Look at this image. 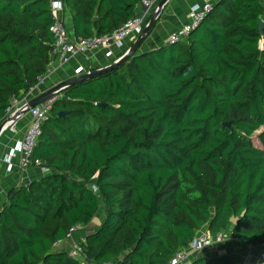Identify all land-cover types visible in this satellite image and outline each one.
<instances>
[{
	"label": "trees",
	"instance_id": "trees-1",
	"mask_svg": "<svg viewBox=\"0 0 264 264\" xmlns=\"http://www.w3.org/2000/svg\"><path fill=\"white\" fill-rule=\"evenodd\" d=\"M142 1L61 0L77 41L111 35ZM211 6L185 41L57 95L33 155L50 172L9 193L0 264H83L55 245L91 225L102 203L86 264H169L205 227L264 246V4ZM56 21L52 0H0V126L54 61Z\"/></svg>",
	"mask_w": 264,
	"mask_h": 264
},
{
	"label": "built area",
	"instance_id": "built-area-1",
	"mask_svg": "<svg viewBox=\"0 0 264 264\" xmlns=\"http://www.w3.org/2000/svg\"><path fill=\"white\" fill-rule=\"evenodd\" d=\"M161 0H143L139 9L143 10L142 16L133 18L132 20L125 23L121 28L116 30L114 33L104 37L95 36L90 39L75 40L71 37L68 32L67 25L64 20L57 19L51 32L55 35V43L53 45L52 56L54 61L49 67L46 76L40 79V84L43 83L46 77L52 74V68L55 62H60L62 65H67L71 60L79 57H86L89 53L98 52L102 48H108L114 46L115 48L121 50L125 46L126 41L136 40L145 27L148 25L151 16ZM53 10L55 14L63 13V3L61 1L56 2L52 0ZM264 4V0H263ZM212 11L211 4L195 5L190 9L188 23L182 26L178 31L170 35L166 45L179 44L185 41L190 34L199 27L208 17L209 13ZM135 42V41H134ZM124 55V54H123ZM121 55V57L123 56ZM111 57L112 54L107 55ZM119 57L117 60H119ZM116 60V61H117ZM115 61V62H116ZM96 69L92 68L90 65L87 68H79L75 76H80L85 73H90ZM36 89V88H35ZM33 89L30 94L35 90ZM29 94V95H30ZM27 99V98H26ZM19 101L14 99L11 103V108L8 110V116H15L22 108L27 109L28 101ZM56 101V98L47 101L46 103L29 110V115L31 116V122L22 138L19 141L14 150L11 151L10 155L6 159L7 165L11 168L12 159L15 155L19 154L21 156V169L26 170L31 167H37L42 170L43 173H49L48 168H44L43 163L39 160L34 161L33 155L35 149L37 148L38 141L41 135L42 126L50 116L52 107ZM9 129L15 131L16 122L9 124ZM95 192L97 189L93 187ZM81 228L73 229L66 240H73V245L68 252L70 258L77 259L83 264H86L85 253L83 248L84 239L74 240V235L81 232ZM226 236L223 234H218L213 236L207 229L203 230L187 248L179 250L176 255L172 258L169 264H190L194 259L201 256L203 252L210 249L216 243L223 242ZM63 242V241H62ZM59 242L55 245L59 248L61 243ZM252 248V247H251ZM253 250H259L260 256L255 257ZM264 261V246L261 249L254 248L250 250L244 259L242 264H263Z\"/></svg>",
	"mask_w": 264,
	"mask_h": 264
},
{
	"label": "crops",
	"instance_id": "crops-1",
	"mask_svg": "<svg viewBox=\"0 0 264 264\" xmlns=\"http://www.w3.org/2000/svg\"><path fill=\"white\" fill-rule=\"evenodd\" d=\"M59 2L61 0H54ZM218 0H171L166 10L164 11L161 20L157 27L151 33L149 39L143 44L142 52L157 49L166 42L170 35L178 31L182 26L188 23V17L190 9L195 5L204 4H214ZM143 10L139 9V16H142ZM57 19H62L65 21L67 27L73 34V24L72 18L68 13H58ZM135 41V40H134ZM134 41L128 40L125 43L123 49L119 50L114 46L108 48H102L98 52L89 53L86 57H79L71 60L67 65H62L60 62H55L52 68V74L45 78L43 83H41L28 97L27 101L37 98L41 94L47 92L59 83L75 76L76 71L79 68H87L90 65L94 69H99L113 64L121 55L128 51ZM111 53L112 56L107 55ZM31 122V116L25 115L16 121V129L12 131L5 129V131L0 135V211L7 203L8 195L13 189H17L23 186H28L29 184L38 181L46 177V173H43L40 168L31 167L29 169H21V156L19 154L15 155L11 162V168L6 163L7 157L10 155L11 151L17 146L20 140H22L29 124ZM105 212V210H104ZM207 227H205V230ZM96 229L91 225L85 228H81L79 233L74 235V240L84 239V237ZM226 239L223 242L216 243L210 249H207L202 257H214L220 256L221 254H231L236 257L237 264H242L244 262L246 254L253 249V247H246L242 243L232 239ZM73 245V240H65L61 243L59 249L66 251L67 253ZM255 257L260 256L259 250H253ZM191 264V263H190Z\"/></svg>",
	"mask_w": 264,
	"mask_h": 264
},
{
	"label": "water",
	"instance_id": "water-1",
	"mask_svg": "<svg viewBox=\"0 0 264 264\" xmlns=\"http://www.w3.org/2000/svg\"><path fill=\"white\" fill-rule=\"evenodd\" d=\"M170 2H171V0H161L160 1V3L158 4L157 8L155 9V11L153 12V14L151 16V19H150L148 25L145 27V29L143 30L141 35L131 45V47L128 49V51L125 52L124 55L119 60H117L116 62H114L111 65L96 69L90 73H85V74H82L80 76L71 77V78L59 83L58 85L54 86L53 88H51L47 92L41 94L37 98L31 100L28 103L27 109L22 108L18 113H16L15 116L11 115L6 119V121L0 126V135L5 131V129H7L9 127L10 123H14V122L18 121V119L21 118L22 116L29 114V110L34 109L35 107H38V106L46 103L47 101H50V100L56 98L57 95L60 94L65 89L72 87V86H75V85H78V84H81V83L86 82L88 80L94 79L96 77H99V76H101V75H103L109 71H112V70L122 66L126 61H128L132 56L136 55L142 49L143 44L149 39L152 31L159 24L161 17H162L164 11L166 10V8ZM259 30H260V34L262 35L263 31H264V21L263 20L259 21ZM66 115H67L66 112H61L58 114V116L60 118H63Z\"/></svg>",
	"mask_w": 264,
	"mask_h": 264
},
{
	"label": "rangeland",
	"instance_id": "rangeland-1",
	"mask_svg": "<svg viewBox=\"0 0 264 264\" xmlns=\"http://www.w3.org/2000/svg\"><path fill=\"white\" fill-rule=\"evenodd\" d=\"M57 15V14H56ZM139 52H142V49L139 51ZM29 115V114H28ZM263 130L261 129L259 132H257L254 136H253V141L255 143V145L257 147H260V144H259V141H258V135L262 132ZM105 210V207H104V204L102 203L101 204V208L99 210V213L97 214V216L95 217V219L93 220V226L94 228L97 230L101 224L104 222L105 220V216H106V213L104 212ZM230 239L229 236H227V240ZM221 255H225V253L221 254Z\"/></svg>",
	"mask_w": 264,
	"mask_h": 264
}]
</instances>
